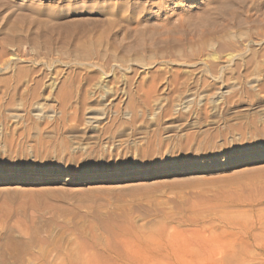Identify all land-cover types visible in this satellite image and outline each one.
Returning <instances> with one entry per match:
<instances>
[{
    "label": "rangeland",
    "instance_id": "374dc122",
    "mask_svg": "<svg viewBox=\"0 0 264 264\" xmlns=\"http://www.w3.org/2000/svg\"><path fill=\"white\" fill-rule=\"evenodd\" d=\"M0 264H264V0H0Z\"/></svg>",
    "mask_w": 264,
    "mask_h": 264
},
{
    "label": "bare ground",
    "instance_id": "6f19581e",
    "mask_svg": "<svg viewBox=\"0 0 264 264\" xmlns=\"http://www.w3.org/2000/svg\"><path fill=\"white\" fill-rule=\"evenodd\" d=\"M220 5V4H219ZM121 231V230H120ZM116 233V232H115ZM128 234V233H127ZM128 237H129V235H128Z\"/></svg>",
    "mask_w": 264,
    "mask_h": 264
}]
</instances>
